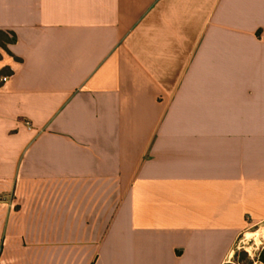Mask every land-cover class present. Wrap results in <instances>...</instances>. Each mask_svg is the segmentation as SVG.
<instances>
[{
    "label": "crops",
    "instance_id": "1",
    "mask_svg": "<svg viewBox=\"0 0 264 264\" xmlns=\"http://www.w3.org/2000/svg\"><path fill=\"white\" fill-rule=\"evenodd\" d=\"M0 32V264H235L264 0H0Z\"/></svg>",
    "mask_w": 264,
    "mask_h": 264
},
{
    "label": "rangeland",
    "instance_id": "2",
    "mask_svg": "<svg viewBox=\"0 0 264 264\" xmlns=\"http://www.w3.org/2000/svg\"><path fill=\"white\" fill-rule=\"evenodd\" d=\"M231 261L235 264H264V223L245 227Z\"/></svg>",
    "mask_w": 264,
    "mask_h": 264
},
{
    "label": "trees",
    "instance_id": "3",
    "mask_svg": "<svg viewBox=\"0 0 264 264\" xmlns=\"http://www.w3.org/2000/svg\"><path fill=\"white\" fill-rule=\"evenodd\" d=\"M14 37H9L6 33L0 32V44H6L9 42H13Z\"/></svg>",
    "mask_w": 264,
    "mask_h": 264
},
{
    "label": "built area",
    "instance_id": "4",
    "mask_svg": "<svg viewBox=\"0 0 264 264\" xmlns=\"http://www.w3.org/2000/svg\"><path fill=\"white\" fill-rule=\"evenodd\" d=\"M1 82H3L4 84L8 82L9 77H2ZM27 126L30 128V125L27 123ZM5 199L3 197L0 196V202L4 201Z\"/></svg>",
    "mask_w": 264,
    "mask_h": 264
}]
</instances>
